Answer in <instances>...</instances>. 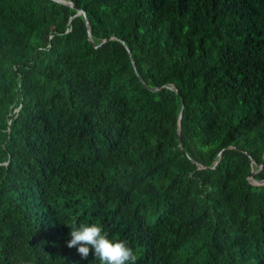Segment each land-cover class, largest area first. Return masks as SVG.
I'll return each mask as SVG.
<instances>
[{
    "label": "trees",
    "instance_id": "trees-1",
    "mask_svg": "<svg viewBox=\"0 0 264 264\" xmlns=\"http://www.w3.org/2000/svg\"><path fill=\"white\" fill-rule=\"evenodd\" d=\"M64 1L0 0V264H264V0Z\"/></svg>",
    "mask_w": 264,
    "mask_h": 264
},
{
    "label": "clouds",
    "instance_id": "clouds-1",
    "mask_svg": "<svg viewBox=\"0 0 264 264\" xmlns=\"http://www.w3.org/2000/svg\"><path fill=\"white\" fill-rule=\"evenodd\" d=\"M69 248L76 247L81 258H87L90 249L94 251L99 264H136L134 250L124 240H113L107 236L102 225L96 223H71Z\"/></svg>",
    "mask_w": 264,
    "mask_h": 264
},
{
    "label": "water",
    "instance_id": "water-1",
    "mask_svg": "<svg viewBox=\"0 0 264 264\" xmlns=\"http://www.w3.org/2000/svg\"><path fill=\"white\" fill-rule=\"evenodd\" d=\"M58 1H60V2H66V3H68V4H70V5H72L70 2H67V1H64V0H58ZM72 7H74L73 5H72ZM82 10H80V9H78V12H81ZM86 25H87V29H88V35H89V37H90V28H89V22L87 21V19H86ZM181 116V113L179 114V117ZM178 139H179V141H180V133L178 132ZM181 146V145H180ZM220 154V153H219ZM219 154H218V157H219ZM264 155V154H263Z\"/></svg>",
    "mask_w": 264,
    "mask_h": 264
}]
</instances>
